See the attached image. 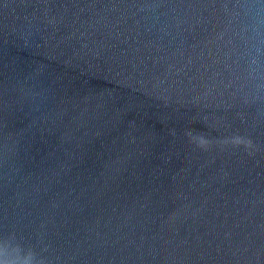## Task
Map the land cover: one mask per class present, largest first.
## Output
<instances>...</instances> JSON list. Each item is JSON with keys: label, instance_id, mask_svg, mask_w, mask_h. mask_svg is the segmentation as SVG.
I'll list each match as a JSON object with an SVG mask.
<instances>
[{"label": "water", "instance_id": "obj_1", "mask_svg": "<svg viewBox=\"0 0 264 264\" xmlns=\"http://www.w3.org/2000/svg\"><path fill=\"white\" fill-rule=\"evenodd\" d=\"M6 233L47 264H264V0H0Z\"/></svg>", "mask_w": 264, "mask_h": 264}, {"label": "clouds", "instance_id": "obj_2", "mask_svg": "<svg viewBox=\"0 0 264 264\" xmlns=\"http://www.w3.org/2000/svg\"><path fill=\"white\" fill-rule=\"evenodd\" d=\"M251 143L252 141L249 139L246 146H250ZM199 146L202 147L201 144ZM0 244L22 251L24 253L22 264H47L45 257L40 255L34 246L24 243L15 233H6L0 236ZM2 264H9L7 258H3Z\"/></svg>", "mask_w": 264, "mask_h": 264}]
</instances>
